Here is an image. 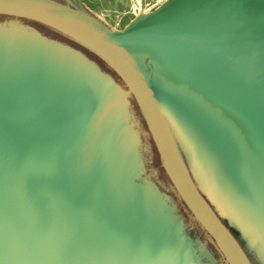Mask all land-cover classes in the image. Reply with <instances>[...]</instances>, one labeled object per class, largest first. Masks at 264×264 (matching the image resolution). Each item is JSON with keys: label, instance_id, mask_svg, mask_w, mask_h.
<instances>
[{"label": "rangeland", "instance_id": "obj_1", "mask_svg": "<svg viewBox=\"0 0 264 264\" xmlns=\"http://www.w3.org/2000/svg\"><path fill=\"white\" fill-rule=\"evenodd\" d=\"M55 1L121 33L187 0ZM134 55L148 74L152 53ZM98 57L47 25L0 13V264H227L171 185L129 88ZM154 74L191 178L248 263L264 264V174L214 121L164 96L167 75ZM195 104L232 137L222 113Z\"/></svg>", "mask_w": 264, "mask_h": 264}, {"label": "water", "instance_id": "obj_2", "mask_svg": "<svg viewBox=\"0 0 264 264\" xmlns=\"http://www.w3.org/2000/svg\"><path fill=\"white\" fill-rule=\"evenodd\" d=\"M222 7L225 14L219 12ZM0 13L38 21L73 38L118 75L132 93L163 168L182 201L227 264H249L186 169L151 80L156 68L164 71L167 80H158L162 94L176 97L191 114L214 121L251 163L218 117L195 113L182 100L185 86L195 78L197 100L208 101L222 111L256 155V162L264 167V70L260 63V56H264V0H187L121 33L94 15L55 0H0ZM4 45L17 48L19 44ZM137 48L147 49L154 57L147 59L148 74L134 55ZM243 56L246 60L242 58L240 63ZM178 76L181 80L173 82Z\"/></svg>", "mask_w": 264, "mask_h": 264}, {"label": "bare ground", "instance_id": "obj_3", "mask_svg": "<svg viewBox=\"0 0 264 264\" xmlns=\"http://www.w3.org/2000/svg\"><path fill=\"white\" fill-rule=\"evenodd\" d=\"M160 12V11H159ZM157 13V12H155ZM154 13H151L148 17L152 16ZM143 20V19H142ZM196 79H192L187 86H185V90L186 92H182L183 90H180L182 92L183 95L186 96L187 99H189L191 102L190 104H193L192 107L194 109H196L195 107L197 108H200L198 104H195V103H199V102H202L203 104L207 105L208 107H211L213 109H216L219 113H222L225 117V121L228 123L229 127H230V133L232 135V137L234 138V140L240 145V147L245 151L246 155H248V157L252 160L251 163H249L251 166L253 167H257L260 169V171L264 174V167L257 163L256 161V155L253 153V151L248 147V145L244 142V140L242 139L241 135L239 133H237L234 129V127L231 125V123L229 122L228 120V117L222 112L220 111L219 109H217L215 107L214 104H211L210 102L208 101H200V100H197V83H196ZM169 95V94H168ZM188 103V102H187ZM189 104V103H188ZM189 104V105H190ZM191 107V106H190ZM191 107V108H192ZM202 107V106H201ZM197 110H201V109H197ZM257 174V173H256ZM259 176V175H258ZM260 177V176H259ZM263 182H264V179L262 177H260Z\"/></svg>", "mask_w": 264, "mask_h": 264}, {"label": "trees", "instance_id": "obj_4", "mask_svg": "<svg viewBox=\"0 0 264 264\" xmlns=\"http://www.w3.org/2000/svg\"><path fill=\"white\" fill-rule=\"evenodd\" d=\"M98 59L100 60V58L98 57ZM110 72H112V76L116 79V80H120L121 82H122V80L118 77V75L111 69V71ZM123 83V82H122ZM124 84V83H123ZM172 185V184H171ZM173 186V185H172ZM176 191V190H175ZM178 194V193H177ZM179 196V195H178ZM180 197V196H179ZM181 199V198H180ZM181 201H182V199H181ZM183 202V201H182ZM184 203V202H183ZM184 205H185V203H184ZM186 206V205H185ZM186 208H187V206H186ZM187 210L189 211V215L191 216V217H193L194 219H195V217L193 216V214L190 212V210L187 208ZM195 224L197 225V227L198 228H200L201 230H203V233L206 235V236H208L209 237V239L210 240H212L211 239V237L208 235V233L204 230V228L201 226V224L195 219ZM212 242L214 243V241L212 240ZM215 244V243H214Z\"/></svg>", "mask_w": 264, "mask_h": 264}, {"label": "crops", "instance_id": "obj_5", "mask_svg": "<svg viewBox=\"0 0 264 264\" xmlns=\"http://www.w3.org/2000/svg\"><path fill=\"white\" fill-rule=\"evenodd\" d=\"M91 14L94 15L92 12H91ZM94 16H95V15H94ZM128 28H129V27H128ZM99 58H100V57H99ZM100 60H102V59L100 58ZM102 61H103V60H102ZM103 62H104V61H103ZM109 72H110V70H109Z\"/></svg>", "mask_w": 264, "mask_h": 264}]
</instances>
